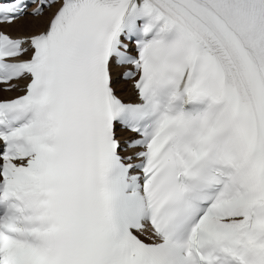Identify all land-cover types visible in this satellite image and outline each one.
Wrapping results in <instances>:
<instances>
[{"label":"snow or ice","instance_id":"1","mask_svg":"<svg viewBox=\"0 0 264 264\" xmlns=\"http://www.w3.org/2000/svg\"><path fill=\"white\" fill-rule=\"evenodd\" d=\"M0 264H264V0H0Z\"/></svg>","mask_w":264,"mask_h":264},{"label":"bare ground","instance_id":"2","mask_svg":"<svg viewBox=\"0 0 264 264\" xmlns=\"http://www.w3.org/2000/svg\"><path fill=\"white\" fill-rule=\"evenodd\" d=\"M27 19H28L27 17L21 18L18 24H23Z\"/></svg>","mask_w":264,"mask_h":264}]
</instances>
